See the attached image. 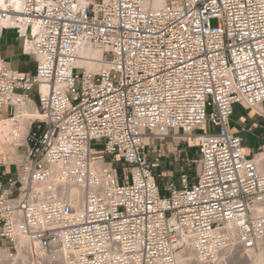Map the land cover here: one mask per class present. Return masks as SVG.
I'll return each mask as SVG.
<instances>
[{
	"label": "built area",
	"instance_id": "2783aa9c",
	"mask_svg": "<svg viewBox=\"0 0 264 264\" xmlns=\"http://www.w3.org/2000/svg\"><path fill=\"white\" fill-rule=\"evenodd\" d=\"M1 28L16 30L36 58L33 75L0 61L10 145H21L33 91L38 113L26 119L16 193L0 192L10 256L27 242L25 252L52 264H174L185 237L213 262L232 239L250 249L264 238V175L229 129L233 105L264 103V0H166L156 9L143 0H1ZM85 45L101 49L102 68L78 65ZM190 140L195 177L165 181L161 195L162 148ZM94 141L111 164L124 162L122 182L92 168L108 162L93 155ZM57 175L83 190L79 206L59 183L40 188Z\"/></svg>",
	"mask_w": 264,
	"mask_h": 264
},
{
	"label": "crops",
	"instance_id": "0c3cea01",
	"mask_svg": "<svg viewBox=\"0 0 264 264\" xmlns=\"http://www.w3.org/2000/svg\"><path fill=\"white\" fill-rule=\"evenodd\" d=\"M0 61L18 73L33 75L35 72L36 58L23 52V37L19 36L16 30L12 28L0 29ZM36 107V95L33 91L29 94V101L26 103L25 112L23 111L21 119L19 134L21 145L7 146L4 143L0 145V192H10L12 195L16 193V184H10L15 181L17 164L23 159L27 149L24 140L28 131L26 119L38 116H35L38 114ZM10 114L9 106H0V120H4L0 122L10 124V120H5L9 118ZM229 129L240 137L244 153L256 161L258 169L264 174V103L250 108H245L240 104L233 105ZM169 151H172V146H169ZM165 152L168 153V150L163 147L162 158L165 157ZM164 165L167 166L166 161ZM169 172L172 177V172ZM163 173L162 171V175H164Z\"/></svg>",
	"mask_w": 264,
	"mask_h": 264
},
{
	"label": "bare ground",
	"instance_id": "6f19581e",
	"mask_svg": "<svg viewBox=\"0 0 264 264\" xmlns=\"http://www.w3.org/2000/svg\"><path fill=\"white\" fill-rule=\"evenodd\" d=\"M78 1L84 2L85 0H78ZM165 1L166 0H143V4L146 9H156V8L163 6ZM0 3H1V0H0ZM100 56H101V49L97 47L85 45L80 51V58L77 63L79 66L84 67L88 70L96 71L102 68V63H98L94 61V59H99ZM37 115L38 114H36L35 116ZM9 127H10V124L8 122H0V145L4 143L3 140L5 138V133ZM91 166L94 170L101 171L103 167L105 166L108 167V164L104 163L103 161L99 159V160H93ZM106 174L108 176L105 180L110 181L115 176L116 172L108 170ZM58 183L60 184L59 194L60 195L66 194L72 206H79L83 202V190L79 186L74 185L70 180H68L66 183H63L60 175L52 177L48 179L47 181L43 182L40 185V188L44 190ZM256 210L257 212L264 213V206H259L256 208ZM262 239L258 240V242L256 243V245L260 246L259 249H261V251L260 252L258 251L260 255H262L264 251V246L262 245L263 244ZM26 244L27 242H21L20 247H17V251H18L17 255L14 257L8 254L7 249L1 248L0 257L3 258L2 261H4L6 264H16L19 262L25 263V264H32L30 254L28 252H25L22 249V247L26 246ZM253 256H254V248H250V249L243 248V247L241 248L238 245V243L234 239H232L229 246L225 248L224 250H222L213 262H203L202 260L198 258L193 248V245L189 241V239L183 237L180 243L179 250L175 252V263L174 264H227V262H230V261L236 264L241 261L244 262L247 260H251ZM37 259L40 264H52L53 263V261L49 257H46L44 255H38ZM258 263L264 264L262 261H259Z\"/></svg>",
	"mask_w": 264,
	"mask_h": 264
},
{
	"label": "rangeland",
	"instance_id": "374dc122",
	"mask_svg": "<svg viewBox=\"0 0 264 264\" xmlns=\"http://www.w3.org/2000/svg\"><path fill=\"white\" fill-rule=\"evenodd\" d=\"M215 23H216L215 20H211V25H215ZM9 128L6 131L5 138L3 140L4 144H6L7 146L10 145V139L9 137H7V132L9 131ZM91 147L93 149L94 156L102 155L106 161L110 160V157L107 155H104V153L102 152L103 143H98L94 141L91 143ZM164 154H165V157L160 159V164L157 168L154 169V174L160 185V194L168 195V192L164 189L165 181L172 180V177H173V180L178 185V179H179L180 174H183V173L187 174L189 180H192L195 177L197 170H198V166H197L198 152H197L196 142L193 140H190L186 142L185 144H181L176 151L174 150L173 152H168V153L165 152ZM154 155L155 154L153 152L148 151V157L150 160L154 158ZM165 161L167 163L166 167L164 165ZM105 163L108 164V167L105 166L101 170L103 171L105 170L106 172H108V170L117 172L118 180L119 182H122V178L125 173V171L123 170V167L125 166L124 162L118 161V162L111 164L108 161ZM162 171L164 172L163 173L164 175H162ZM169 171L172 172V175H173L172 177L169 175L170 173ZM262 241H263L262 245L264 246V238L262 239ZM1 248L3 249L5 248L7 249V252H9V248L7 244L0 242V249ZM259 248L260 246L256 245V247L254 248V256L252 257L251 260H247L244 262L241 261L236 264H259L258 263L259 261H262L264 263V251H263V254L260 255L259 252L261 251V249ZM16 255L17 253H13L12 256L14 257ZM2 260L3 258L0 257V261H1L0 264H6ZM31 260H32V264H40L38 259H36L35 256H31ZM230 262H227V264H235L232 261ZM16 264H25V263L19 262Z\"/></svg>",
	"mask_w": 264,
	"mask_h": 264
}]
</instances>
